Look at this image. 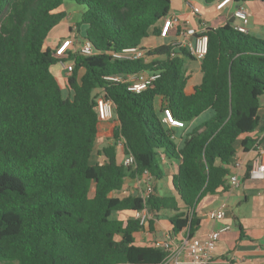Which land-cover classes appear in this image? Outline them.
Masks as SVG:
<instances>
[{
  "label": "trees",
  "instance_id": "1",
  "mask_svg": "<svg viewBox=\"0 0 264 264\" xmlns=\"http://www.w3.org/2000/svg\"><path fill=\"white\" fill-rule=\"evenodd\" d=\"M67 1L86 8L83 40L95 54L67 53L64 60L74 69L65 95L52 68L67 38L45 45L67 19ZM171 7L172 0H0V264H162L168 253L156 242L137 243L146 229L134 214L170 213L176 238L183 231L195 237L199 203L230 189L236 144L244 138L247 152L260 124L264 39L231 24L206 28L202 81L188 87L186 65L197 60L188 49L178 42L142 45L151 34L160 37L158 25ZM134 47L146 50V58L113 56ZM142 73L160 78L139 94L125 82L107 80ZM101 101L113 103L117 124L112 145L93 165ZM165 106L184 128L209 110L215 116L176 143L177 130L163 122ZM121 136L134 167L123 166L124 155L118 159L115 140ZM165 158L177 164L174 195L163 196L156 186L147 198L120 195L127 179H141L145 171L162 180ZM123 213L132 218H118Z\"/></svg>",
  "mask_w": 264,
  "mask_h": 264
},
{
  "label": "crops",
  "instance_id": "2",
  "mask_svg": "<svg viewBox=\"0 0 264 264\" xmlns=\"http://www.w3.org/2000/svg\"><path fill=\"white\" fill-rule=\"evenodd\" d=\"M175 1L176 0H172L169 17H177L179 19V25L171 28L168 37L162 38L166 39L167 42H155L149 48H156L162 45H170L175 42L184 41L185 37L179 35L181 29L186 30L187 37L191 40L195 35L200 34L205 28H219L227 24L233 26L238 25L240 24V20L234 17V11L239 6H244L249 10L250 17L248 33L257 38L264 39V3L261 0H227L222 3L217 1L211 5L205 4L203 0H178L180 10H173L172 8ZM190 5L191 7L198 8L200 14L195 16ZM208 7L211 8L209 9ZM158 26L161 29L162 22ZM69 29L73 30L72 26H69ZM174 34H176V36ZM70 36L71 34L67 36L52 35L51 38L55 43L54 47L58 46L62 39L68 37L71 38ZM200 64V60L189 61L187 63L186 75L189 77V81L193 79L198 81V79L201 78L202 73ZM198 69L200 71L199 75L197 72ZM53 74L58 78L60 84L67 90L66 72L60 65L57 69H53ZM157 104L160 107L162 105V99H159ZM259 116L260 124L257 130L250 135L249 143H252V145L249 146L248 151L245 152L243 150L244 138L239 139L236 144L237 152L235 158H239L244 164V169L240 173V186L232 188L230 185V189L227 191L220 190L213 196L205 197L196 209L198 217L201 220V227L196 233V237L205 238L213 230H219L225 225L231 226V230L223 233L220 240L217 242L216 248L214 249V260L212 264H228L232 256L237 257L239 264H264V196L262 195L264 181H255L249 177L246 178L248 169H250L252 162L258 155V149L260 147L264 149V104L259 111ZM114 122H116V119L113 120V123ZM175 129L178 130V128ZM101 130L103 131V134L100 133ZM112 131L113 129H111L107 123L101 121L99 124L98 137L100 136L103 138L105 134L108 133L106 138L109 139V141H112ZM181 140L182 139H177V142L180 143ZM117 152L121 155L122 161L123 152L120 149H117ZM93 157L97 161V159L102 156L99 155V151H97ZM163 164L171 167V174H169L171 180V176L177 172V165L175 168L173 162L168 161L166 158L163 159ZM161 181L162 180L156 181L153 178L152 185L156 186L159 192L163 194ZM146 182L147 181L144 178L127 179L120 195H135V193H138V190H146ZM169 192L170 195H174L171 187ZM221 208H225L226 211V218L223 221H212L209 219L208 213L210 211ZM234 208H237L238 211L245 209V214L242 215L239 212H235L232 210ZM155 217L158 218L156 215ZM118 218L127 220L132 217L123 213L119 214ZM166 218L168 217L165 216L164 218L157 220V222L154 221V231L149 230L150 233H148L146 228L145 231L140 232V242L149 244L153 241L164 240V234L171 231L169 218L165 223ZM239 226H241L243 230L242 236ZM160 232L162 239H159L158 237V233Z\"/></svg>",
  "mask_w": 264,
  "mask_h": 264
},
{
  "label": "built area",
  "instance_id": "3",
  "mask_svg": "<svg viewBox=\"0 0 264 264\" xmlns=\"http://www.w3.org/2000/svg\"><path fill=\"white\" fill-rule=\"evenodd\" d=\"M227 0H218V2H224ZM191 7V5H190ZM195 16L200 14V10L196 7H191ZM234 17L240 20V24L235 25L234 28L241 33H248V24L250 13L244 6H239L234 11ZM179 19L177 17H167L162 22L161 26V38L169 36L171 28L178 26ZM206 28L200 33L195 35L191 40L187 37V32L184 29L179 31V35L185 37L184 41L177 43L182 48L188 49L191 56L197 60H202L208 52V37L203 35ZM80 52L84 56H90L95 54L90 43H80L73 38H67L61 42L56 49V54L61 57L59 64L66 72V76H69L74 69V64L66 62L65 57L68 56V52ZM146 50L141 47H134L126 49L121 53H114V58L124 60H138L146 58ZM160 78L159 74H147L142 73L139 75H128L126 77H108L109 81L125 82L129 85V89L137 94L146 91L148 87ZM100 115L102 121H113L115 119L114 105L111 101L100 102ZM163 122L171 128H184L185 124L176 119L172 111L168 107L163 109ZM116 147L123 152V166L125 168H131L135 166V158L130 152H126V140L124 137H119L115 140ZM232 173L229 177V183L232 188L240 186V173L244 169L243 161L239 158H234L230 164ZM249 178L255 181H264V149H258V155L252 162L250 169L248 170ZM146 179V190L142 195L143 198H147L153 192V177L148 171L144 172L143 177ZM264 196V189L262 191ZM154 214L148 209H144L134 214L133 218L139 222V225L146 229V227L153 220ZM209 219L212 221H223L226 218L225 208L213 210L208 213ZM231 230L230 225H225L219 230L211 231L205 238L191 237L188 231H183L180 237H175L171 231L164 234V240L155 241V246L165 250L168 253L167 259L162 264H212L214 260V249L217 242L220 240L221 235ZM264 241V236H263ZM228 264H239L236 256H232Z\"/></svg>",
  "mask_w": 264,
  "mask_h": 264
},
{
  "label": "rangeland",
  "instance_id": "4",
  "mask_svg": "<svg viewBox=\"0 0 264 264\" xmlns=\"http://www.w3.org/2000/svg\"><path fill=\"white\" fill-rule=\"evenodd\" d=\"M179 2L178 0L175 1V3L173 4V10H180L179 9V6H178ZM209 9L211 7H208ZM64 10L65 12L67 13V19L65 21H63L58 27H56L51 35L49 36L47 42H46V47L48 46H51V47H54L55 43L54 41L52 40V35L54 36H67V35H70L71 34V38L75 39V40H78L80 43H84V40L83 38L85 37V34H86V28L87 26L82 24L81 22V17H82V14L85 12L86 8L84 6H81V5H78L74 2H71V1H67L65 2L64 4ZM69 26H72L73 30L70 32V29H69ZM176 36V34H174ZM169 40V39H168ZM159 43V42H167L166 39H162V38H157L156 36H154L153 34L150 35V37H148L147 39H145L142 43V45L144 46V48H149L150 46H152V44L154 43ZM60 64H57L55 65L53 69H57L59 67ZM198 75L200 73L199 69H198ZM202 81V76L201 78L198 79V81H195L194 79L193 80H190L189 83H188V87L192 86V85H198L200 84ZM62 89L64 91V94L65 95H68V91L65 89V87L62 85ZM158 105V104H157ZM158 109H159V105H158ZM215 116L214 112L212 110H209L203 114H201L199 117H197L195 120H193L191 123L187 124L186 125V128L185 129H178L177 132H176V140L175 142L176 143H179L177 142V139H183L185 136H186V133L187 132H190V131H193L197 128H200L202 127L207 121L211 120L213 117ZM116 119V118H115ZM104 123H107L109 127H111V129L114 128V126L116 125V122L113 123V121H104ZM103 126V125H102ZM103 134V131L101 130V132ZM110 133V131H109ZM112 134V132H111ZM106 135H108V133L105 134V136L103 138L102 137H98V145L96 146V152L97 151H102L104 147L108 146V145H112V141H109V139L106 138ZM111 142V143H110ZM103 157H99L97 159V161L99 160H102ZM93 160L91 161V163L94 165L97 161L96 159L92 158ZM118 159L120 160L121 159V155L119 154L118 155ZM176 163L173 162V166L176 168ZM163 170H164V177L162 179V192H163V196H166V197H169L170 196V192H169V189L171 187V183H170V177H169V174H171V167H169L168 165H164L163 164ZM168 174V175H167ZM169 187V189H168ZM138 193H135V195H140L142 196L144 193H145V190L143 191H137ZM234 210L235 212H239L241 213L242 215H244V211L245 209H242L241 211H238L237 208H234L232 209ZM115 217L117 216V214L114 215ZM119 216V215H118ZM165 216H167L168 218H170L172 215L170 213H163L162 215H160L158 218H156L155 216L153 217V220L152 221H155L157 222V220L159 219H162L164 218ZM166 218V221L165 223L167 222V219ZM149 227H150V224L147 226V232H149ZM140 234L138 233L136 235V240H137V243L139 245H148V243H142L140 242ZM158 237L159 239H162V236H161V232L158 233ZM150 244V243H149Z\"/></svg>",
  "mask_w": 264,
  "mask_h": 264
}]
</instances>
